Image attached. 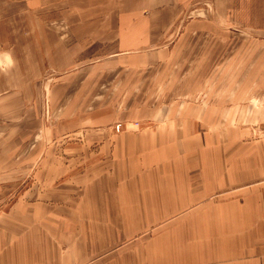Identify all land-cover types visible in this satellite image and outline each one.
Returning <instances> with one entry per match:
<instances>
[{
    "label": "crops",
    "instance_id": "1",
    "mask_svg": "<svg viewBox=\"0 0 264 264\" xmlns=\"http://www.w3.org/2000/svg\"><path fill=\"white\" fill-rule=\"evenodd\" d=\"M233 3L0 0V152L10 139V131L18 126L14 122L24 117L9 114L11 105L25 104L21 91L26 87L24 76L17 77L15 84L9 83L8 72L14 71L13 65L18 76L25 73L26 64L34 65L35 58L45 56L52 58L54 65L61 63L64 72H147L153 64L163 67L153 58L170 56L176 33H183L178 30L214 35L207 31L217 25L227 28L232 19L217 14L232 8ZM200 11L206 16H194ZM8 55L10 62L5 60ZM10 90H15L13 95ZM180 103H172L159 123H153L151 116L146 120L151 123H145L140 134L132 130L123 134L113 130L91 133L97 140L98 153L107 152L114 159L110 160L112 176L120 175V166L127 159L123 155L119 160L116 155L122 152V139L126 138L128 143L132 141L127 152L144 150L142 167L138 162L137 169L150 170L149 176L159 177L166 186L176 184V192L129 196L131 201H141L140 206L146 210L138 213L140 209L135 207L126 214L124 223L114 220L113 225L98 226L100 233L113 235L108 242L96 240L94 248L116 249L121 242L127 243L123 255L118 252L111 264H264V133L254 126L214 129L217 120H233L232 108L222 114L210 107L211 102L191 107ZM222 134L228 137L225 143L212 145L207 139ZM86 136L90 137L89 133ZM85 146L83 150L88 153L90 145ZM142 172L134 175L143 177L146 173ZM113 189L119 190L116 184ZM133 191L143 195L147 187L141 185ZM114 198L124 200L121 196ZM142 215L149 217L146 224L131 221V217ZM52 243L45 247L55 248ZM41 248L39 241L29 243L26 252L23 246L20 252L3 247L0 264H62L63 258L50 257ZM72 253L66 254L64 264H72Z\"/></svg>",
    "mask_w": 264,
    "mask_h": 264
},
{
    "label": "rangeland",
    "instance_id": "2",
    "mask_svg": "<svg viewBox=\"0 0 264 264\" xmlns=\"http://www.w3.org/2000/svg\"><path fill=\"white\" fill-rule=\"evenodd\" d=\"M223 15L232 23L207 31L214 35L176 31L170 56L153 58L163 67L153 64L147 72H64L61 63L54 65L46 56L35 58L34 65L26 64L25 73L19 76L16 66L11 67L10 85L24 76L26 87L21 90L24 106L11 105L9 110L10 115L24 117L14 122L18 126L10 131L0 152V255L3 247L20 252L23 246L26 252L29 243L39 241L42 253L63 258L62 264L71 251L72 264H111L127 243L96 250V240L108 242L113 235L100 233L98 226L113 225L114 220L124 223L135 207L138 213L146 210L141 201H131L129 196L176 192V184L166 186L159 177H150V170L136 168L145 153L127 152L132 141L126 138L122 152L116 155L119 160L123 155L127 159L120 175L112 176L111 154L98 153L91 133L132 130L140 134L151 123L146 120L153 116V123L161 122L162 115L178 101L185 107L211 102L210 107L222 114L232 108L233 120H217L214 129L254 126L264 133V0H234L232 8L217 14ZM194 16L206 14L200 11ZM5 60L10 62L11 57ZM207 139L217 145L228 137ZM85 144L90 145L88 153L83 150ZM136 171L146 175L136 178ZM115 184L119 190L113 189ZM141 185L150 194L133 191ZM148 218L142 215L131 221L146 224ZM50 242L55 248L45 247ZM76 244L80 247L74 248Z\"/></svg>",
    "mask_w": 264,
    "mask_h": 264
}]
</instances>
